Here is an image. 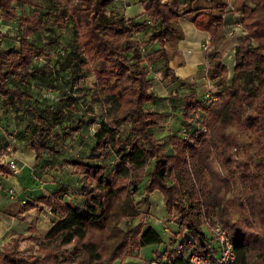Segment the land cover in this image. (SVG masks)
Instances as JSON below:
<instances>
[{
    "label": "clouds",
    "instance_id": "9594fccd",
    "mask_svg": "<svg viewBox=\"0 0 264 264\" xmlns=\"http://www.w3.org/2000/svg\"><path fill=\"white\" fill-rule=\"evenodd\" d=\"M0 264H264V0H0Z\"/></svg>",
    "mask_w": 264,
    "mask_h": 264
}]
</instances>
